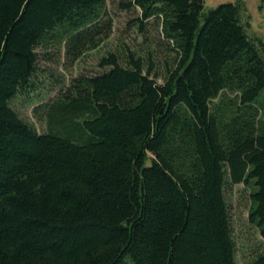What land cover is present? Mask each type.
I'll list each match as a JSON object with an SVG mask.
<instances>
[{
  "label": "trees",
  "instance_id": "trees-1",
  "mask_svg": "<svg viewBox=\"0 0 264 264\" xmlns=\"http://www.w3.org/2000/svg\"><path fill=\"white\" fill-rule=\"evenodd\" d=\"M107 1L0 0V264H239L227 187L249 186L264 239V39L244 0H123L143 52L36 105L42 131L12 106L40 49L106 41Z\"/></svg>",
  "mask_w": 264,
  "mask_h": 264
},
{
  "label": "rangeland",
  "instance_id": "rangeland-1",
  "mask_svg": "<svg viewBox=\"0 0 264 264\" xmlns=\"http://www.w3.org/2000/svg\"><path fill=\"white\" fill-rule=\"evenodd\" d=\"M224 1L235 0H205V8H214ZM244 2L246 10L243 12V21L251 22L250 26H247L248 33L264 39V1L244 0ZM107 10L106 19L111 26L109 37L100 47L89 51L77 61L67 58L64 48L53 49L51 53L48 49H40L39 87L30 94H18L11 102L19 114L32 122L39 130L46 128L47 121L35 111L36 105L53 100L59 90L68 86L79 74H92L101 70L100 61L104 55L108 54V51L125 55L130 48L143 52V48L147 45L143 33L134 22L138 9L125 8L123 0H108ZM167 54L162 50L159 51V57L154 64L156 72L160 73L168 66L165 58ZM261 100L264 102V93ZM225 194L230 207L231 227L237 245L236 259L239 264H246L264 249L263 236L249 216L250 188L242 183L234 184L226 188Z\"/></svg>",
  "mask_w": 264,
  "mask_h": 264
}]
</instances>
